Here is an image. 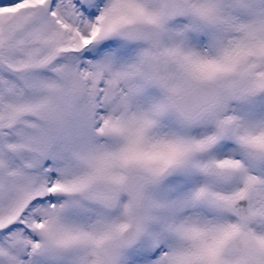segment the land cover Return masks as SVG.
Returning <instances> with one entry per match:
<instances>
[{
  "label": "snow or ice",
  "instance_id": "obj_1",
  "mask_svg": "<svg viewBox=\"0 0 264 264\" xmlns=\"http://www.w3.org/2000/svg\"><path fill=\"white\" fill-rule=\"evenodd\" d=\"M0 264H264V0H0Z\"/></svg>",
  "mask_w": 264,
  "mask_h": 264
}]
</instances>
